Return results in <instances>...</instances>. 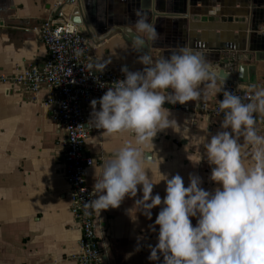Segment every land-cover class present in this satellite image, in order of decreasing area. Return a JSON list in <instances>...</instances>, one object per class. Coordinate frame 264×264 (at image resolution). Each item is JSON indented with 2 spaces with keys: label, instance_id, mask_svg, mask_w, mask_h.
<instances>
[{
  "label": "crops",
  "instance_id": "1",
  "mask_svg": "<svg viewBox=\"0 0 264 264\" xmlns=\"http://www.w3.org/2000/svg\"><path fill=\"white\" fill-rule=\"evenodd\" d=\"M139 2L0 0V75H12L33 65L41 68L47 55L37 32L40 24L57 10L68 15L76 5L82 16L86 13V25L95 30L86 26L85 36L91 42L89 57L93 61L108 59L115 70H120L122 65L130 71L142 69L144 66L136 62L139 54L126 48L123 31V25L135 19L133 10ZM189 2L152 0L149 11L160 38L153 46L149 44L148 54L167 57L177 46L196 48L192 51L203 53L208 63L218 59L219 63L209 64L225 73L234 72L239 64L254 65L255 85L242 86L251 93L264 87V61L255 62L254 55L248 51L256 47L264 52V0H193L196 10L214 17L211 24L202 22L203 17L193 21L187 14ZM250 10L256 11L255 33L248 30ZM240 16L245 21L234 22ZM201 23L223 29L190 31L193 24ZM249 34H256L260 39L249 45ZM189 37L194 41L188 44ZM220 44L226 49H218ZM220 94L214 96L206 90L201 99L183 105L193 107L204 101L211 107L220 100ZM51 97L52 91L45 87L31 94L21 86L0 82V264H77L73 256L78 252L80 232L70 214L69 188L63 175L66 137L44 105ZM165 108L179 127L158 132L152 140L153 146L147 144L141 148L144 156H149L150 178L156 181L160 173L168 178L179 174L187 186L189 174H194L200 177L201 187L211 191L216 185L209 180L210 166L204 159L194 166L186 157L197 154V137L206 135L202 130L207 129V135L215 134L220 130L222 119L196 108L189 113ZM90 112V105H86L84 114L89 135L84 151L94 160L86 171V183L92 189L99 166L125 143L135 145L127 132L107 135L103 129L88 126ZM256 126L264 134V113L256 114ZM199 151L203 153L202 146ZM137 187L136 196H125L117 208L102 210L99 216L94 211L96 236L107 264H160L159 260L147 259L148 246L156 243V231L150 230L149 225L155 220L159 206L151 209V219L142 215L134 203L142 195L140 186ZM164 188L165 182L161 180L153 185L152 194L163 198ZM191 221L195 225L196 219Z\"/></svg>",
  "mask_w": 264,
  "mask_h": 264
},
{
  "label": "clouds",
  "instance_id": "2",
  "mask_svg": "<svg viewBox=\"0 0 264 264\" xmlns=\"http://www.w3.org/2000/svg\"><path fill=\"white\" fill-rule=\"evenodd\" d=\"M151 4L152 0H140L133 10L135 19L123 25L126 48L139 54L136 62L144 67L130 71L122 65L123 79L89 102L88 126L103 129L107 135L127 132L135 146L125 143L99 166L92 185L93 198L83 206L99 216L102 210L117 208L125 196L135 197L139 185L142 195L134 203L141 214L151 219V209L159 206L149 225L156 231L155 245L148 246L149 261L264 264V134L256 126V114L264 113V87L248 97L223 89L224 83H218V78H225L204 54L183 46L171 50L167 57L150 56L149 44L153 46L160 38L151 19ZM85 17L86 13L74 14L71 20L80 24ZM86 26L95 31L93 26ZM109 62L101 59L90 67L102 73ZM206 90L214 96L222 92L216 109L217 115L223 114L220 130L211 135L202 130L206 135L197 137V154L186 158L194 166L204 159L210 166L209 180L216 186L205 190L194 174H189L187 186L179 174L168 178L160 173L153 181L148 174L150 161L141 148L153 146L158 132L179 127L163 105L197 101ZM161 180L165 182L163 198L152 194L153 185ZM191 218L196 219L195 225Z\"/></svg>",
  "mask_w": 264,
  "mask_h": 264
},
{
  "label": "built area",
  "instance_id": "3",
  "mask_svg": "<svg viewBox=\"0 0 264 264\" xmlns=\"http://www.w3.org/2000/svg\"><path fill=\"white\" fill-rule=\"evenodd\" d=\"M37 32L47 55L43 66L39 68L33 65L12 75H0V82L21 86L31 94L43 87L52 91V97L44 105L66 137L63 175L69 188L70 214L76 220L80 232L78 252L73 259L77 264H107L96 236L94 210L83 206L85 201L93 198L92 189L86 183V171L94 164L93 158L84 151L89 135L84 107L90 105V100L102 96L116 80L123 79V73L108 63L102 73L92 70L90 66L99 61L89 57L91 42L77 31L76 25L70 23L64 11L57 10L46 18ZM222 82L223 89L242 97L252 94L234 79ZM222 98L221 92L220 100ZM163 106L182 113H189L196 108L219 119L223 115H217L218 103L209 107L206 102L200 101L190 107L165 102Z\"/></svg>",
  "mask_w": 264,
  "mask_h": 264
},
{
  "label": "water",
  "instance_id": "4",
  "mask_svg": "<svg viewBox=\"0 0 264 264\" xmlns=\"http://www.w3.org/2000/svg\"><path fill=\"white\" fill-rule=\"evenodd\" d=\"M188 6H189V8H188L187 14L190 17H192L193 21H197L200 17H203L202 18V22L208 21L209 24L213 23L214 17H212V15L208 16L205 11H202V10H199V9L196 10L194 8L193 0H190ZM248 13H249V15L251 17L248 30H249L250 33H255V31L257 30V27H255V21H254V16L256 14V11L250 10ZM74 14L82 16L81 9H80V7L78 5L73 6L70 9V12L68 14V19H69L70 23H72L71 18H72V16ZM205 19H207V20H205ZM230 21L231 20L229 19L228 22H230ZM244 21H245V19H244L243 16L242 17L240 16V18H238L237 20H234V22H240V23H243ZM84 23H85V20H84ZM84 23L74 24V25L77 26V31L80 34H82V35H86L87 34V29H86V25H85L86 23L85 24ZM191 28L192 29H190V31H193V30L194 31H204V30L214 29V30H216V32H220L223 29L220 26H206V24H202V23L201 24H196V25L193 24L191 26ZM233 29L236 30V28H233ZM255 35L256 34H249L248 35V43H249V45L254 44L256 42V40L260 39V37H257ZM262 38H264V37L262 36ZM193 39L194 38H190L189 37V40H188L187 43L189 44L191 41H194ZM220 45L221 46H219V48L217 47L218 49H226V46L224 47V45H222V44H220ZM217 48H210V49L217 50ZM189 49L197 50L196 48H191V47ZM202 50H206V49H202ZM238 50H241V49H238ZM241 51H243V50H241ZM248 51L254 55V61L255 62L264 61V52L263 53L261 52L262 48H257L256 49V47L255 48L252 47V48H248ZM218 61H219L218 59L216 61L212 60L209 63H212V62H216L217 63ZM215 69H217L219 71L220 76H223L225 78V81H230V80L234 79L240 85H255V83H256L254 65H251V64L250 65L239 64V65L236 66L234 72H231V73H225L224 70L219 68V67H216ZM145 157L147 159L149 158L148 155H145Z\"/></svg>",
  "mask_w": 264,
  "mask_h": 264
}]
</instances>
